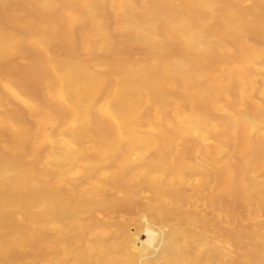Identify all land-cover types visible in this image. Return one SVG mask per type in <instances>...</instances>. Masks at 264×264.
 Returning a JSON list of instances; mask_svg holds the SVG:
<instances>
[{"label":"bare ground","instance_id":"obj_1","mask_svg":"<svg viewBox=\"0 0 264 264\" xmlns=\"http://www.w3.org/2000/svg\"><path fill=\"white\" fill-rule=\"evenodd\" d=\"M140 1L0 0V264H264V0Z\"/></svg>","mask_w":264,"mask_h":264},{"label":"rangeland","instance_id":"obj_2","mask_svg":"<svg viewBox=\"0 0 264 264\" xmlns=\"http://www.w3.org/2000/svg\"><path fill=\"white\" fill-rule=\"evenodd\" d=\"M136 1H140V0H136ZM137 2V3H138ZM141 2V1H140ZM30 53L32 54V56H33V58H34V65H35V67H37V69H41V66H42V63H43V60L41 59V57H40V54L39 53H34V52H31L30 51ZM19 59V57L18 56H14V58L12 59V62L14 63L16 60H18ZM16 63V62H15ZM22 65L24 66V67H26V64L25 63H22ZM25 82V79H23V78H21V77H17L15 80H14V84L16 85V87L19 89V90H21V91H24V90H29L30 92H31V95H32V97L35 99V98H38V94H37V92L35 91V90H33L31 87H32V85H30V84H25L24 83ZM11 103H12V105L14 106V108L16 109V110H19L20 112H22V114H24V112H25V110H24V105L20 102V101H18V100H15V99H12V101H11ZM4 113H6V114H10L11 113V109H7V108H5L4 110ZM25 121L27 122V123H29V124H31L32 122H31V120H29L27 117H25Z\"/></svg>","mask_w":264,"mask_h":264}]
</instances>
